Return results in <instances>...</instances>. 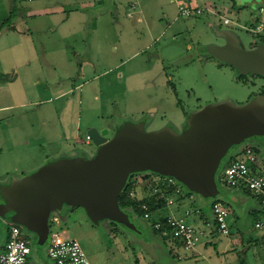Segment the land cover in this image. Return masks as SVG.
Segmentation results:
<instances>
[{
	"label": "rangeland",
	"instance_id": "rangeland-1",
	"mask_svg": "<svg viewBox=\"0 0 264 264\" xmlns=\"http://www.w3.org/2000/svg\"><path fill=\"white\" fill-rule=\"evenodd\" d=\"M131 1L134 0H0V27L13 30V25H17L29 29L25 39L18 42L14 40L16 35L7 34L14 36L7 43H17L20 46L17 49L25 54L18 58L22 63L20 96L25 104L20 115L24 123L32 118V125L47 130L45 137L34 138L31 135L34 131L29 129L26 135L29 144L20 145L0 158V177L22 178L26 168L43 165L44 156L53 159L63 155L93 156L97 147L86 138L91 127L99 131L107 129V138L126 122L145 121L147 131L163 126L181 131L182 107L186 108L188 95L194 106L196 98H200L201 108L225 100L243 105L264 85V76L237 78L232 67L226 64L219 67L214 57H204L205 43H223L215 35L218 29L232 30L245 49L264 40L262 35L250 31L254 19L262 18L259 9L264 8V0H213L215 8L236 25H225L219 17L210 14L183 17L174 0H136L134 10L129 8ZM129 11L133 14L131 18L126 16ZM137 17L141 20L137 21ZM203 18L213 26L205 27ZM187 44L191 49L186 48ZM119 61H123L119 68L110 69ZM61 90H69V94L49 103L43 101ZM24 123L19 125L23 131L28 129ZM252 141L264 143V137L257 136ZM237 150L240 152L235 154ZM242 150L233 145L221 159L217 180L222 190L216 198L194 194L193 199H181L185 201L184 208L191 212L187 221L206 232L198 249L204 246L213 252L216 264L234 259L244 264H264V205L248 189H230L229 193L223 189L224 167L234 155L245 159ZM252 168L263 172L264 163L253 164ZM136 183L137 197L153 192L141 180ZM214 199L229 209L227 235L215 231L211 237V225L198 218V201L210 218L209 207ZM164 211L165 208L157 209L149 219H144L125 209L135 230L109 220L91 222L81 207L64 208L66 219L60 220L59 225H50L63 238L76 239L90 264H154L155 259H161L165 247L152 231V224L158 213ZM8 228L0 220V248L7 240ZM22 231L29 237L33 263L50 264L46 253L48 240L39 244L33 232ZM213 237L216 241H212ZM168 238L163 240L168 243ZM229 239L240 241L232 246L235 251H226ZM175 252L181 256L178 261L181 264L193 258L191 251L182 247H176Z\"/></svg>",
	"mask_w": 264,
	"mask_h": 264
},
{
	"label": "water",
	"instance_id": "water-1",
	"mask_svg": "<svg viewBox=\"0 0 264 264\" xmlns=\"http://www.w3.org/2000/svg\"><path fill=\"white\" fill-rule=\"evenodd\" d=\"M215 35L223 43L206 45L209 55L240 74L264 75V44L245 49L229 29H218ZM107 133L88 129L87 136L97 147L91 157L50 159L24 177L0 185V220L33 232L39 244L47 240L52 214L66 219L64 208L81 207L91 222L109 220L135 230L118 204L135 172L172 177L193 195L216 198L222 190L217 180L220 161L233 145L257 148L264 159L257 142L240 146L248 138L264 137V103L255 98L243 105L230 100L207 104L189 114L181 131L171 126L147 131L145 121H139L124 123L111 138ZM223 189L230 192L226 186Z\"/></svg>",
	"mask_w": 264,
	"mask_h": 264
},
{
	"label": "built area",
	"instance_id": "built-area-1",
	"mask_svg": "<svg viewBox=\"0 0 264 264\" xmlns=\"http://www.w3.org/2000/svg\"><path fill=\"white\" fill-rule=\"evenodd\" d=\"M137 5L136 0L131 1L129 8L134 10ZM179 14L183 17L202 16L205 12L219 17L220 22L225 25H236L228 17H225L221 11L212 6L201 7L192 4L188 0H179L176 3ZM261 14L260 19H256L250 31L254 34H260L264 37V8L259 9ZM132 13L127 12V17H131ZM87 142L89 137L87 136ZM240 152V150L238 151ZM236 152V153H238ZM245 159L234 155L223 170L224 186L230 189H248L254 196L259 198L260 204L264 205V171L257 172L252 167L253 164H258L264 161L261 156L257 155L253 148L246 146L242 150ZM235 153V154H236ZM145 175L135 177V180H128V184H132L133 188L137 186L136 181L142 182V185L154 187V192H159V197L165 199V204H173L174 200L171 196H165L164 192H171L172 196L177 198L188 197L193 199L192 193H186L178 184V181L172 177ZM132 194V193H131ZM139 207L144 211L143 218L149 219L151 214L147 211L146 204H141ZM198 212V209H197ZM211 212L213 215L214 225L221 234L229 233L226 223L228 216V207L220 200H214L211 203ZM190 210L186 209L183 216L166 215L161 219L154 220L152 229L157 231V235L161 238L169 237L178 241L185 250L194 249L200 242L206 232L190 224L187 221V216L190 215ZM52 225H59L60 220L56 215H52L49 220V233L47 245V257L52 264H90L80 243L74 238H63L61 233L51 229ZM259 226V224H256ZM30 240L26 238L22 227L9 224L7 240L0 252V264H34L30 259Z\"/></svg>",
	"mask_w": 264,
	"mask_h": 264
},
{
	"label": "crops",
	"instance_id": "crops-1",
	"mask_svg": "<svg viewBox=\"0 0 264 264\" xmlns=\"http://www.w3.org/2000/svg\"><path fill=\"white\" fill-rule=\"evenodd\" d=\"M174 1H175V5H176L177 1H179V0H174ZM188 1H190L194 5L201 6V7H206V6L215 7V5L212 2L213 0H188ZM176 8H177V6H176ZM204 14H209V13L205 12ZM31 15H32V13H30V15H28V16H31ZM24 16H27V14H25ZM126 16H127V14H126ZM132 16H133V14H132ZM224 16L228 17L227 15H225V13H224ZM22 19L20 21V24L22 23V26H23V23L25 20L24 19L22 20ZM203 19L206 20V23H204L205 27H207V25L213 26L210 20H208L206 18H203ZM140 20H141V17H137V21H140ZM255 20L256 19H254V21ZM254 21H253V23H254ZM2 30H5V32H3ZM26 30H29V29H26L25 27L20 28V27H17V25H13V30L0 27V149H1L0 158L4 155L8 154V152L14 151L15 148H17L20 145H28L29 144V138H27L26 135L29 134V129L31 132L34 131L31 134V135H33L34 138H40L41 135H44V137H45V135L47 133L46 132L47 130L41 131V129L39 128L38 125H32V123H33L32 118L29 121L27 120L25 122L26 126L28 128L27 130L23 131L21 129V127L19 126L20 124L24 123L22 116L20 115V113H21L20 110L25 106V104L23 101H21V96H20V91H22L23 88H22V84L20 83V80H19L20 79V77H19V72H20L19 66H21L22 63H20V60H18V58L21 57V55L24 51L17 49V47L19 46L17 43H11L12 45L7 43L8 39H10V37H14V36H7V34L9 32H11L14 35H16L15 36L16 38L14 40H16L15 42H18L19 40L25 39L24 35H25ZM157 38L158 37H156V39ZM153 42L151 44L149 43L150 45L149 44L145 45V48H148L149 46H151L153 44ZM205 44L208 45L211 43L208 42ZM205 44H204V46H206ZM11 48H13L14 51L13 50L11 51ZM186 48L191 49L190 44H187ZM137 52L138 51L134 52L133 54H136ZM31 53H33V51H31ZM24 55L25 54L23 53V57H24ZM206 56H208V53L206 55H204V57H206ZM192 59L193 58H189L187 60H192ZM195 60H198V59H195ZM122 62L123 61L115 62L114 64H112V67L110 69L119 68L121 66ZM127 72L130 75V71H127ZM168 79H170V78L168 77ZM57 84L60 85L59 82ZM68 94H69V90H61V91L57 92L56 95H54L53 97H49L43 101H45V103H47V102L49 103V102L54 101V100L63 99ZM36 131H38V132H36ZM63 156H65V155H63ZM43 158H45L44 163L47 160L53 159V158H49L48 156H44ZM39 166L40 165L34 167V169L30 168V167L26 168V170L24 171L25 175L28 174L29 172H31L32 170H35ZM13 170H16V167ZM6 177H4V178L0 177V185L8 184L12 180L20 179L18 177H15V176L12 177L10 175V177L8 178L9 180H7ZM236 189L238 190L239 188H236ZM171 198L174 200V203L173 204H165V206L162 207V208H165V211L158 213L157 219L162 218L166 215H174V216H183L184 215V211L186 210V208H184V205H185L184 202L185 201L181 200L183 198H177L175 196H171ZM256 199L258 200L257 197H256ZM258 202L260 203L259 200H258ZM211 203H210V207H209V213L211 216L210 218H207L206 212L204 210L205 207L203 206V204H201L200 201H198L197 209H198V214H199L198 218H201L207 224L211 225L212 229H211V231H209V233H210V236L212 237V235H213L212 233L215 231L216 232H218V231L216 229V226L214 225L213 215L211 212ZM183 208H184V210H183ZM181 212H183L182 215H179ZM210 221L213 223V225H212V223H208ZM256 224H259V223H256ZM218 233H220V232H218ZM154 234L160 240H162V243H164L163 245L165 247V252L163 253L161 251L162 252L161 259L160 260H158V258L155 259L154 264H155V262L160 263V264H181L178 261H180L182 258L179 254H176V252H175L176 247H178V246L182 247L181 244L178 241L171 239V238H168L167 239L168 243H166L164 241L165 239L163 240V238L158 236L155 232H154ZM241 237L242 236L240 235L238 237V239H241ZM238 239L235 241L229 239L228 243L226 244V247H227V248H225L226 251L227 250H231V252L235 251V249L232 248V246L238 244V242L240 243V241ZM212 241H216V238L213 237ZM3 247H4V244L1 245L0 252L2 251ZM201 247L202 248L198 249V247L196 246L194 249L190 250L192 255H193L192 256L193 258L190 259L188 262H186V264H216L215 260H213V256H212L213 252H211L209 249H207L204 246H201ZM225 249L223 250V252H226ZM201 251H205V252L202 255H200ZM242 254H244V252H242ZM175 256H176L177 260L174 258ZM169 258H170V260H169ZM31 261H32V259H31ZM50 264H52L51 261H50ZM218 264H244V263L240 262L239 259H234V261L231 260L230 263L229 262L225 263L224 260H221V261H219Z\"/></svg>",
	"mask_w": 264,
	"mask_h": 264
},
{
	"label": "trees",
	"instance_id": "trees-1",
	"mask_svg": "<svg viewBox=\"0 0 264 264\" xmlns=\"http://www.w3.org/2000/svg\"><path fill=\"white\" fill-rule=\"evenodd\" d=\"M254 152L259 155V151L257 148H253ZM264 163V161H262ZM154 190V187L151 188V191ZM132 193V194H131ZM165 196H171L172 193L167 191L164 192ZM259 200V198H258ZM260 201V200H259ZM118 204L119 207L125 212L126 210H130L137 215H140L143 217L144 211L139 207L141 204H146L148 209L147 211L152 214V212L156 211L157 209H161L163 206H165V199L159 197V192H150V194L142 197H137L134 194V188L132 184H127L123 190L120 192L118 196ZM163 220L162 218H159ZM24 230V228H22ZM156 234L157 231L153 230ZM26 238H29L28 235H26Z\"/></svg>",
	"mask_w": 264,
	"mask_h": 264
},
{
	"label": "flooded vegetation",
	"instance_id": "flooded-vegetation-1",
	"mask_svg": "<svg viewBox=\"0 0 264 264\" xmlns=\"http://www.w3.org/2000/svg\"><path fill=\"white\" fill-rule=\"evenodd\" d=\"M258 44H264V40L260 41ZM258 44H257V45H258ZM257 45H256V46H257ZM256 46H253V47H256ZM253 47H252V48H253ZM208 55H209V54H208ZM212 57H213V56H212ZM214 59L216 60L217 65H218L219 67H221V66H223V65H225V64L228 65V66H230V67H232L231 65H229V64H227V63H225V62L219 61V60H217L216 58H214ZM200 61H201V60H200ZM232 69L234 70L235 75L237 76V78H240V77H242V76H245L246 79H247L248 76H250V75H243V74H240V73H239L238 71H236L233 67H232ZM251 76H255V75H251ZM256 76H257V75H256ZM260 76H261V75H260ZM262 76H264V75H262ZM245 77H244V78H245ZM173 89H175V87H174ZM189 90L193 91V93H194L193 88H190V87H189ZM255 98H261L262 101H263V103H264V85H261L260 88L258 89V91H257L255 94H252V96H250V97L247 99V101L249 102V101H251V100H253V99H255ZM196 100H197V102H195L196 105H195V106L192 105V103L190 102V101H191L190 95H188V98H187V101H186V104H185V105H186V108L182 107V113H183V114L181 113L184 123H185V121L187 120V118H188V116H189V114H190L191 112H193V111H197V110L201 109V107H200V105H199L200 102H201V99L197 97ZM225 101H226V100H225ZM230 101H232V100H230ZM232 102H233V101H232ZM253 138H254V137H251V138L246 139L244 142H242V143L240 144V146L246 145L249 141H252ZM257 145L260 146L262 149H264V143L257 142ZM258 151H259V150H258ZM259 156H261V155H260V151H259ZM151 173H152V172H151ZM134 174H135V175H134ZM139 174H141V176L150 175L148 171L143 172V173H141V172H135V173H131V174L129 175L128 180L132 179L134 176L137 177ZM4 225H5V227H9V224H8L7 221L4 222Z\"/></svg>",
	"mask_w": 264,
	"mask_h": 264
}]
</instances>
